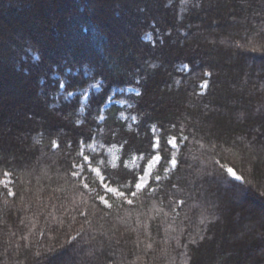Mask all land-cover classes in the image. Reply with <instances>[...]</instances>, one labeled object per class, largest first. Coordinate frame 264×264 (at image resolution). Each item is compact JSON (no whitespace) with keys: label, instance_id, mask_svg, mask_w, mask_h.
Instances as JSON below:
<instances>
[{"label":"trees","instance_id":"1","mask_svg":"<svg viewBox=\"0 0 264 264\" xmlns=\"http://www.w3.org/2000/svg\"><path fill=\"white\" fill-rule=\"evenodd\" d=\"M0 264H264V0H0Z\"/></svg>","mask_w":264,"mask_h":264},{"label":"rangeland","instance_id":"2","mask_svg":"<svg viewBox=\"0 0 264 264\" xmlns=\"http://www.w3.org/2000/svg\"><path fill=\"white\" fill-rule=\"evenodd\" d=\"M175 148V147H174ZM112 155H114L115 154V150L114 149H112V150H110L109 151ZM155 157V156H154ZM154 157L149 161V163L147 164V166H146V168H145V171H144V173L140 176V178L142 177L143 178V180L141 181L140 179L138 180V182H143L144 183V187L147 185V183L149 182V179H150V175H149V173H152V171H153V169H154V167L156 166V161H155V159H154ZM94 172H95V174H99V171L97 170V169H94ZM78 174V173H77ZM100 178V182L102 183V186H103V188L107 191V192H109V193H111L113 196H115V197H119V196H121L120 195V193H122V192H120V191H118L116 188H114V187H112V186H108L106 183H103V178L102 177H99ZM1 182H2V184L6 187V188H10V182H11V179L9 178V176L7 175V176H5L2 180H1ZM109 188H111V189H114L115 191H108V189ZM103 201L105 202L106 201V203H107V200L105 199V198H103Z\"/></svg>","mask_w":264,"mask_h":264},{"label":"snow or ice","instance_id":"3","mask_svg":"<svg viewBox=\"0 0 264 264\" xmlns=\"http://www.w3.org/2000/svg\"><path fill=\"white\" fill-rule=\"evenodd\" d=\"M167 144L170 145V146H172V147H176L177 145H176V142H175V137H173V139H171V140H168V141H167ZM159 147H160V145H159V142H158V141H155V140L152 141V143H151V148H152L153 150H156V149H158ZM84 159H85V161H88V160H89V158H88L87 156H85ZM154 159H155L156 163L159 164L163 158H162L161 156L157 155V156L154 157ZM168 163H169L170 167H172V168H175V167L177 166V161H176L175 159H172V160L168 161ZM227 171H228V173H229L230 175L234 176L236 179H240V177L236 176L235 172H234L231 168H229ZM150 174H151V173H149V175H150ZM4 175L7 176V175H9V173L6 172V173H4ZM139 179H140L141 181L143 180L142 177L139 178ZM135 187H136L138 190H140V189H142V188L144 187V183H143V182H138V183L135 184ZM108 191L111 192V191H115V190L109 188ZM8 194H9V195H12L11 192H9ZM120 195H123V193H120ZM132 195H135V193H132ZM101 200H103V197H101ZM105 203H106V201H105ZM129 203H131V201H129Z\"/></svg>","mask_w":264,"mask_h":264}]
</instances>
